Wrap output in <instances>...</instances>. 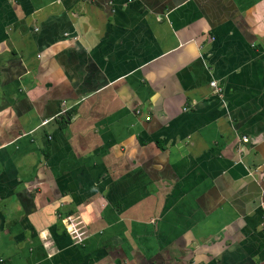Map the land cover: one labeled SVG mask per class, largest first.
<instances>
[{
  "label": "crops",
  "instance_id": "1",
  "mask_svg": "<svg viewBox=\"0 0 264 264\" xmlns=\"http://www.w3.org/2000/svg\"><path fill=\"white\" fill-rule=\"evenodd\" d=\"M0 264H264V0H0Z\"/></svg>",
  "mask_w": 264,
  "mask_h": 264
},
{
  "label": "built area",
  "instance_id": "2",
  "mask_svg": "<svg viewBox=\"0 0 264 264\" xmlns=\"http://www.w3.org/2000/svg\"><path fill=\"white\" fill-rule=\"evenodd\" d=\"M208 86H209L210 91L212 93H214L218 98H220V99L222 98V90H221V88L219 87V85H218V83L216 81H211L208 84ZM183 110L186 111L187 109H183ZM46 123H47V121H43L41 123V125H45ZM241 142L245 143V142H247V140L245 138H241ZM64 228H65L64 232H66L69 235H71L76 243H80L82 241V239L80 237H81V235L83 233H78L77 230H74L72 228H68V227H64Z\"/></svg>",
  "mask_w": 264,
  "mask_h": 264
}]
</instances>
